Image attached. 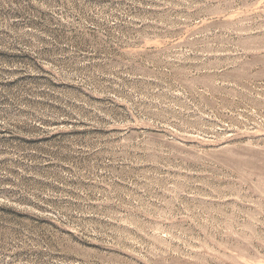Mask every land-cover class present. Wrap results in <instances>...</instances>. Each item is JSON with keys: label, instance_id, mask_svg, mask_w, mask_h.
<instances>
[{"label": "rangeland", "instance_id": "obj_1", "mask_svg": "<svg viewBox=\"0 0 264 264\" xmlns=\"http://www.w3.org/2000/svg\"><path fill=\"white\" fill-rule=\"evenodd\" d=\"M0 264H264V0H0Z\"/></svg>", "mask_w": 264, "mask_h": 264}]
</instances>
